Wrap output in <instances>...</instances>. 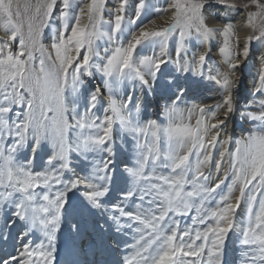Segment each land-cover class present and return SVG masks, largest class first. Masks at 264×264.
I'll return each mask as SVG.
<instances>
[{
    "label": "rangeland",
    "instance_id": "374dc122",
    "mask_svg": "<svg viewBox=\"0 0 264 264\" xmlns=\"http://www.w3.org/2000/svg\"><path fill=\"white\" fill-rule=\"evenodd\" d=\"M49 2L50 0H21L20 6L24 7L20 12L21 15L16 16L15 12L18 9L13 0L14 15L11 29L21 35L26 50L22 57H17L14 52L0 51V183H7V169H11L13 180L22 179L23 174L27 172H39L32 162L36 155L33 147L36 141L32 136L37 133L34 130L28 131L27 139L22 144H16L19 141H16L15 136L25 132L22 125L27 124L29 129H33V125L27 120L30 113L29 105L31 102L32 115H38L35 112V105L40 101V90L36 86L37 78L40 76V80L49 75L47 78L57 84L58 88L54 96L47 97L48 108L54 106L59 108L60 111L53 114L68 126L65 129L63 140L64 162L68 163V167H71L75 174L72 177L73 181L76 179L86 181L81 187H76L79 200L71 197L63 209L64 220L68 228L65 242L72 246L74 244L80 249L78 251L82 252L81 258L85 264H105L102 259L104 261L106 259L108 264V257L110 256V262L113 254L114 257L118 256L121 264H125L126 257L134 250L132 246L141 235L138 230L141 225L130 216H121L119 209L123 208L129 213H139L142 209L151 208L156 209L158 214L162 207L158 208L155 200L149 204L150 197L144 190L151 191V188L162 187L164 191L171 192L172 189L167 188L166 183L174 182L180 185L172 195L173 201H176L177 196L182 192L183 199L191 206L188 216L171 213L168 219L166 218L165 223L170 228L178 224L180 231L183 232L186 226L199 227L201 230L207 227V224L192 225V217L196 215V208L200 207L204 210L202 215L220 211L221 219L225 222H221L218 227L220 230H226L230 224L225 218L231 213L225 210L231 209L237 203L241 188L239 182L232 184L231 163L232 153L237 148L236 141L246 139L251 132L264 130L260 121L247 115L248 112L264 111L258 103H253V101L264 100V91L252 93L246 84L248 79L246 70L250 67L249 63L256 40L251 41L248 56L243 61L240 73L237 74L236 82L234 81L232 87L226 89L225 92L223 86L211 78L214 76L212 73L209 72L207 75L202 72L199 75L191 68L183 71L180 67L176 68L168 57L155 71V82L152 86L130 70H126L123 75H117V89L109 83L112 98L110 100L95 93L97 83L94 79L91 81V76H88L91 75V69L96 68L91 57L83 62V65H88L87 78L84 80L83 69L85 71V68L83 66L77 71H66L61 63L58 64L53 56L43 49V35L50 28L49 17L44 15ZM210 2H219V0H207L206 3ZM225 3V5L235 4L234 7L237 8H245L249 14L256 13L252 35H259V29L264 27V13L260 12L256 4H253L251 0H225ZM260 3H264V0H260ZM38 7H41L40 12H37ZM29 23L32 24V39L29 38ZM98 40L99 37L92 41L90 49L82 42L83 51L89 49L90 56L92 53L95 55L94 46ZM29 53L31 58H29ZM80 58L81 61L83 54H80ZM41 61H43V71H41ZM17 66L24 77L23 88L15 86L20 83L19 77L15 81L11 79L16 74ZM36 74L39 75L36 76ZM86 81L89 82V86H86ZM117 92L120 93L121 98L117 97ZM227 94H231L233 102V108L228 114L223 106ZM27 95L31 97L29 103L26 102ZM93 95L96 96V101L95 106L91 107L90 100ZM67 97L71 98L72 105ZM125 102H127L126 108H122L121 104L124 105ZM20 103L23 104L19 105ZM217 104H221L218 109L215 107ZM206 106H209V111L213 113L204 114V123L199 130V135L203 137V140L196 142L200 144L199 148L195 147L193 137L187 134L179 142L175 139L169 140L165 129L178 124H188L195 129L199 119V108ZM23 109L28 112L27 116L23 114ZM105 115L111 120V123L107 125V128L111 130L110 139L103 145L95 144L93 143L95 137L103 134L100 128L104 127ZM152 121L156 122L157 134L154 139L150 138V143L146 147V136L140 134L138 129L147 128ZM219 121H223L221 127H212ZM231 121L233 124H230ZM94 122L96 126L92 127ZM78 124L79 127H77ZM10 133L12 136H9ZM216 135L219 139L213 144L212 138ZM44 137L48 139L50 145L49 159L54 149L48 134ZM15 144L14 152L9 151L14 148ZM109 147L111 154L108 151ZM59 151L57 149V152ZM170 151L173 153L171 157ZM186 154L189 155L185 163L178 165L175 157H185ZM55 160L57 163L54 162L51 167L58 170L63 161ZM106 160H110V163L106 169L107 178L103 179L100 178L97 169L102 167ZM9 161H11L10 168ZM142 164L144 171L140 169ZM174 165L178 166L174 168ZM68 167L63 168L64 171L59 169L60 184L65 188L70 187L72 182L71 179H66ZM137 172L140 174L135 175ZM18 173L20 175H17ZM225 174L228 175L225 183L214 188L218 181L224 179ZM162 181L166 183L162 185ZM88 184L95 186L91 190L107 188L105 195L98 198L95 204L86 195L90 190ZM230 185H232L231 188ZM56 186L58 185H54L55 188ZM254 188L255 184L245 189L240 205L246 210L248 197ZM7 190L13 192L9 197L5 198L4 195H0V238L4 241L2 243L4 250L10 238L22 239V236H19V234L22 235V230L19 233V229L23 227L21 218L15 215L16 205L23 199V194L15 192L14 187H9ZM4 191L5 189L0 187V193ZM35 191H42L43 194L47 189L38 187ZM48 191L51 192L52 189ZM73 191L74 188H71L67 194L71 195ZM142 195H144L143 198ZM260 195L264 197V192ZM152 197H156L154 192ZM222 198V203H218ZM138 205L141 207L138 208ZM173 207L176 205L173 204ZM179 211H185L183 205L179 206ZM87 214L89 218H86ZM208 222L216 227L211 218ZM80 224L85 225L86 229L82 230L83 232L89 231L81 238L78 237L81 232ZM95 224L97 226L101 224L103 227L96 230ZM237 224L234 216L235 226L227 234L224 243L223 264H244L243 256L252 254L248 246L240 243L242 235L236 228ZM108 228L112 231L110 237H112L111 242L114 248L107 244L109 242L104 241L101 236L102 233L104 234L103 230ZM90 236L92 240L98 239L96 250L93 253L86 247L91 240ZM101 245H103L102 251L99 248ZM109 248L110 255L107 257ZM67 264L73 263L68 262Z\"/></svg>",
    "mask_w": 264,
    "mask_h": 264
},
{
    "label": "snow or ice",
    "instance_id": "6c2138e0",
    "mask_svg": "<svg viewBox=\"0 0 264 264\" xmlns=\"http://www.w3.org/2000/svg\"><path fill=\"white\" fill-rule=\"evenodd\" d=\"M57 0H50L46 5V10L44 15L50 17L53 6ZM207 0H175L174 4L171 7L175 8L174 21L163 28L160 31H144L141 30L139 35H134L132 39L128 42L126 47L117 46L114 51L109 55L105 65L103 66V73L108 76L113 74L123 75L126 70H130L135 73L141 80H144V76L140 74L139 69L141 67L148 68L151 70V74L155 75V71L159 66L165 62L163 57L166 55L165 49L168 45L169 37L173 34H179V47L177 52L179 53L184 48L185 37L190 33H197L203 40H207L211 36L212 32L219 31V29H209L205 25V17L202 14L203 5ZM220 3H225V0H219ZM253 4H256L257 8L261 13H264V3H260V0H251ZM63 4V16L67 17V7L69 0H62ZM105 0H92V4L88 6V15L91 22L94 21V14L99 12V14L104 9ZM143 5V0H141V6ZM229 6H236L235 4H227ZM44 6V5H43ZM41 6V7H43ZM41 7L37 8V12L41 11ZM13 0H2L0 4V21L6 20L8 25L13 24ZM125 9V3H121L119 8L116 9L117 14L115 15V28L114 31H119L122 24L123 15ZM83 12V9L80 10ZM16 16H20L21 13L19 10L15 12ZM257 15L256 13H250L249 19L252 16ZM139 16V9L137 10V18ZM66 20V19H65ZM64 20V21H65ZM67 26L65 25V28ZM95 24L93 23V29ZM78 32L81 29L78 28ZM64 34V33H63ZM223 34L225 37L224 47L220 49L222 53L228 55L231 59L233 55L229 48L228 37L232 34V26L225 25L223 28ZM100 36L99 33H96L94 30L91 32H86L83 28V41L77 40V44L84 42L87 47L91 48L92 41ZM151 37L160 38L161 47L159 56H145L137 62L133 61V54L136 47L145 39ZM29 38H33L32 24L29 23ZM259 38H264V27L259 29V35H251L248 37V41L245 43L243 55L245 58L248 56L250 50V42L257 40ZM19 40L21 49L23 48V39L19 33L12 35L11 41ZM108 39L112 40L113 37L109 35ZM9 44L7 47L9 48ZM82 49V48H81ZM80 49V51H81ZM19 55H23L21 51ZM29 58L31 54L29 53ZM205 55H199L198 59L195 61L197 65L196 68L188 66L187 62L180 63L178 60L177 63L180 64V68L183 71L189 70L191 68L196 73H199V70L202 68L205 62ZM262 65H264V59H262ZM239 63L230 64L232 70L238 66ZM63 67V63L61 65ZM75 66V65H73ZM85 68V73L88 72V65H82ZM41 71H43V61H41ZM19 77L20 83L15 85L16 87L23 88V75L19 72V66L16 68V74L11 77L15 81ZM212 79L222 85L225 89H230L232 87V82L227 78L221 76L220 79H217L216 76H211ZM145 83L147 81L145 80ZM37 88L40 90V101L35 105V112L38 115H32V108L30 102V113L27 116L29 124L33 125V129H29L28 125H22L25 128V132L20 133L15 136L19 141L16 144H22L27 139V132L34 130L35 133L32 137L35 139L36 144L38 145L40 141V136L38 133L41 128L44 129L43 135L48 134L49 138L52 141V146L54 149L53 155L49 158L50 161L55 159H60L63 163L60 165V168L68 167V163L64 162V135L65 129L68 127L63 124L57 115L53 113H58L60 111L57 107L47 108L46 103L47 97L49 95H55L58 85L53 81L49 80L47 76L41 82L37 80ZM255 91H264V71L259 75V82L255 87ZM7 95V93H5ZM96 101V96L93 95L90 100V106L94 107ZM253 103H258L261 109H264V100L253 101ZM23 103H20L21 105ZM115 104V100H113ZM127 102L124 103L123 107L126 108ZM223 106L226 108L227 114L233 108V102L231 94H227L223 101ZM217 109L221 107V104L215 106ZM10 110V109H9ZM110 111V109L108 110ZM213 113L209 111V106L199 108V119L197 120L196 128L193 129L188 124H178L175 126H169L164 131L167 133L169 140L175 139L177 142L187 134L193 137V142L196 148L200 147L197 141H202L203 137L199 135L200 126L204 123V114ZM51 113V115H49ZM247 115L255 120L261 122V125L264 126V111L260 112H248ZM111 123V120L105 115L103 121L104 127L100 128L102 131L101 136L95 137L93 143L103 145L110 139L111 130L107 128V125ZM223 121H219L216 124H213L212 127H221ZM155 121L149 123L147 128L138 129L140 134L146 136V147L150 143V138L154 139L156 137ZM106 125V126H105ZM96 126V122L93 123L92 127ZM79 127V124L77 125ZM19 132V129L17 130ZM11 133L9 134V136ZM12 136V135H11ZM219 139V136H213V144ZM227 142V141H226ZM16 144L13 149L9 151L14 152ZM237 148L234 153H232V163H231V172H232V184L239 182L241 185L240 196L237 198V203L231 209H226L225 211H230V215L225 218L226 222L230 224L226 230H220L219 224L222 221L220 211H212L207 214L202 215L204 210L200 207L196 208V215L192 217V225H205L202 230L199 227L193 228L192 226H186L184 231L181 232L179 225L177 224L174 227H169L165 223L166 218L168 219L171 213L176 215H187L190 213V205L183 199V193L181 192L177 196L176 201L172 200V195L175 194L176 188H179V184L166 183L162 181V185L166 183V187L172 189L171 192L164 191L162 187L145 189V193L148 194L149 204H152L155 200V203L158 208L162 207V210L159 213H156V209H142L139 213H129L120 208L121 216H130L133 220L139 222L141 227L138 229L141 232L139 239L136 240L135 244L132 246L133 251L126 257L125 264H223V249L224 243L227 234L234 228V215L238 207L240 206L241 200L244 198L245 189L252 187L255 184V188L251 195L248 197V206L246 212V221L243 222L246 226L242 228V236L240 238V243L242 245L248 246L250 249L251 255L245 254L242 261L244 264H264V197H261V193L264 192V130H258L256 132H251L248 137L244 140L236 141ZM154 148L155 145L153 144ZM57 149L60 151L57 152ZM202 150V149H201ZM111 154V148L108 149ZM190 154V153H189ZM185 157H175L178 161V165H183L187 159ZM173 155L170 151V157ZM223 155V154H222ZM31 162V160H29ZM110 160H106L102 167L97 169V172L100 175V178L106 179V169L108 168ZM178 165H174V168ZM11 166V161H9V168ZM141 171H144V165L140 166ZM137 172L135 175H139ZM7 183H0V187L4 188L5 191L0 193L4 195L5 198L9 197L13 192L8 191L9 187H14L15 192H20L23 194V199L16 205V213L18 217L24 219L26 216L30 217L33 223H38L47 236L49 242L48 247H45L44 243L37 245L35 248H31L29 244L23 245L17 250L15 256H10L7 260L3 261V264H12L13 261L16 264H54V252H55V240L56 233L61 226V214L64 204L66 202V194L70 191L71 188L77 186V184H85L86 181L76 179L71 182L70 187H67L64 191H57L55 194H49V191L43 192L42 200L44 203L39 204L38 194L35 189L40 186H43L47 189L53 187L54 185H59L61 183V176L59 170L53 169L47 173L41 172H27L23 174L22 179H12L11 172H8ZM17 175H20L19 173ZM152 179V177H149ZM228 179V175L225 174L223 180L217 182L214 188H218L221 184L225 183ZM232 185L229 187L231 188ZM89 191L86 193L88 198L95 204L98 202V198L103 197L107 191V188H99V190H91L94 188V185L88 184ZM214 191V189H213ZM156 194V197H152V193ZM131 195V193H128ZM191 195V194H190ZM207 195V193H205ZM144 195H142V198ZM223 198L218 203H222ZM259 201V204L257 202ZM173 204L176 207H173ZM183 205L185 211H179V206ZM140 208L141 206H137ZM54 213V214H53ZM255 214V215H254ZM209 218L211 221H214L216 227L213 226V223H209ZM207 222V223H206ZM194 232V235H193ZM199 242V243H198ZM179 250V251H177ZM175 253V254H174ZM185 253H188L185 255ZM206 253V255H205ZM191 258V259H189Z\"/></svg>",
    "mask_w": 264,
    "mask_h": 264
},
{
    "label": "bare ground",
    "instance_id": "6f19581e",
    "mask_svg": "<svg viewBox=\"0 0 264 264\" xmlns=\"http://www.w3.org/2000/svg\"><path fill=\"white\" fill-rule=\"evenodd\" d=\"M20 1L21 0H15V4L16 8L22 12L24 6H20ZM122 2L125 3V9L122 13V24L120 30L115 32V15L117 14L116 9L119 8V5ZM174 2L175 0H143V5L141 6V0H105L103 11L100 14L99 12L95 13V19L93 22H91L88 15V6L92 4V0H69L66 10L67 17L63 16L64 9L62 0H57L53 6L51 16L48 20L50 28H48L49 30H47L43 35L42 47L53 56L58 64L61 63L62 65L63 63V68L66 71H77V69L83 65V62H86L91 57L94 63L93 65H95L96 68L91 69V75L89 74L88 76H91V81L94 79L97 83V90L95 93L101 94L111 100L112 98L110 97L109 83L114 87V89H117L118 80L116 74L108 76L102 71L109 55H111L117 46L126 47L132 37L134 35H139L141 30L160 31L170 25L174 21L175 8L171 7ZM0 4H2V0H0ZM81 9H83V12L80 11ZM138 9L139 16L137 18ZM202 14L205 17L206 27L209 29H219V31L212 32L211 36H209L207 40H203L197 33H190L187 37H185L184 48L179 53L177 52V48L179 47V34L177 31V33L169 37L168 45L165 49L166 55L163 57V59L165 60L169 57L176 68L180 67V64L177 63L178 60L180 63L187 62L188 66L196 68L197 65L195 64V61L198 59L199 55L204 54L206 58L202 68L199 70V75L202 72H205L208 75L210 72L219 79L221 76L227 78L233 84L238 77L237 74H239L241 71L240 68L243 65V61L246 59L243 55H241V53L243 52L245 43L248 41V37L252 35V25L256 20V15L249 19V12L245 8H237L219 2L205 3L202 8ZM93 23L95 24L94 29ZM229 24L232 26V34L228 37L229 48L233 54L231 59L228 55L220 51V49L224 47L225 44L223 28L225 25ZM65 25L67 26L66 28ZM12 26L13 25H8L6 20L0 21V51L14 52L17 57H22L23 55H19V53L22 51L24 54L26 50L25 45L23 43V48L21 49L18 39L11 41L12 35L17 34L16 31H12ZM78 28L81 29L80 32L77 31ZM83 28L86 32H91L94 30L96 33L100 34L99 40L94 46L95 55L92 53V56H90V48L84 52L83 48L81 47L82 42L77 44V40L82 41L83 39ZM109 35L113 37L112 40L108 39ZM8 43H10L9 48L7 47ZM160 47V38L151 37L145 39L136 47L133 54V61L137 62V66H139L138 61L143 57L159 56ZM80 54H83L81 61ZM262 59H264V39H259L255 41V48L249 63L250 67H248L246 70V73L248 74L246 84L252 93L255 91V87L259 82L260 73L264 71V65H262L261 62ZM235 63H239V65L236 66L234 70H232L230 64ZM139 71L140 74L144 76L149 85H154L155 75L151 74L150 69L141 67ZM38 75L39 74H36V76ZM83 75L85 80L87 78V74L85 73L84 69ZM39 78L41 77L39 76ZM39 78H37V80ZM44 79L45 78L40 79V81L43 82ZM86 82V86H89V82ZM223 90L224 92L226 91L224 87ZM117 97L121 98L119 92H117ZM68 99L72 105L71 98ZM30 100L31 97L27 95L26 102L29 103ZM46 107L48 108V102L46 103ZM121 107L123 108L122 104ZM22 111L23 114L27 116L28 112L26 109H23ZM230 124H233V121H231ZM43 132L44 129L41 128L40 132L38 133L40 136V141L35 147L36 155L34 154L35 156L32 162L33 166L39 172L43 171L47 173L50 170L57 169L51 167V165L54 162L57 163V161H50L48 159V155L51 152L49 148L50 145L48 139L44 137L45 135H43ZM67 169L66 179H71V181H73L72 179L74 178L72 177H74L75 174L73 173L71 167H68ZM7 170V173L11 172V169ZM81 185L82 184H77L76 187H81ZM40 187L47 189L43 186ZM76 187H74V191L71 193V195L70 193L66 195L64 207L70 201L71 197L75 198L77 201L79 200L78 188ZM50 188L52 189V191L49 193L50 195H54L55 192L64 191L66 189L61 184L56 186V188L53 186L55 190L52 187ZM50 188L47 189V191L50 190ZM36 193L38 194V207L39 204L44 203L42 200L43 194L42 191H36ZM63 209L60 222L61 226L56 233L54 264H67L68 262L73 264H85V261H83L81 258L82 252H79L80 249L74 246V244L72 246L70 243L67 244L65 242L68 228L67 222L64 220L65 215ZM246 212L247 210L240 205L234 215L238 222L236 228L240 235H242L241 230L245 226L243 222L246 221ZM88 215L89 214L86 215V218H89ZM70 219L72 218L70 217ZM21 223L23 225V227L19 229V233L20 230H22V235L19 234L20 237L22 236L21 240H17L15 237L10 238L7 242V248L4 250L2 248V243L4 241L0 238V264H3V261L7 260L10 256H15L17 254V250L25 244H29L31 248H35L37 245L44 243L45 247H48L49 242L47 240L45 230H43L38 223H33L30 217L27 216L24 219H21ZM95 225L96 230L103 227L101 224L99 226H97V224ZM79 227L81 232H79L78 237L81 238L84 235H87L89 232L88 230L83 232L84 229H86L85 225L80 224ZM103 232L104 234L102 233L101 236L104 238V241H108L109 243L107 244H110L113 247V243L111 242L112 237H110V232L112 231L108 228L107 230L104 229ZM89 239L91 240L89 241V245L86 247L93 253L96 250L98 239L92 240L91 236ZM99 248L102 251L103 245H101ZM109 255L110 248L108 249L107 257ZM102 260L105 264H107L106 259L105 261L104 259ZM12 264H16V262L13 261ZM108 264L121 263L118 256L116 255L114 257L113 254L111 261Z\"/></svg>",
    "mask_w": 264,
    "mask_h": 264
}]
</instances>
